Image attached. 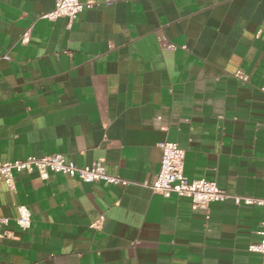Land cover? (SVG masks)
<instances>
[{"label":"crops","instance_id":"obj_1","mask_svg":"<svg viewBox=\"0 0 264 264\" xmlns=\"http://www.w3.org/2000/svg\"><path fill=\"white\" fill-rule=\"evenodd\" d=\"M81 1L69 21L0 0V161L100 159L128 184L15 173L0 264H264L263 208L150 188L175 142L189 179L264 196V0Z\"/></svg>","mask_w":264,"mask_h":264},{"label":"built area","instance_id":"obj_2","mask_svg":"<svg viewBox=\"0 0 264 264\" xmlns=\"http://www.w3.org/2000/svg\"><path fill=\"white\" fill-rule=\"evenodd\" d=\"M93 3H84L81 0H55L54 8L42 15L44 18L55 20L65 17L69 21L75 20L79 14ZM28 33L25 34L27 36ZM8 58L7 56H4ZM237 76L245 79L240 72ZM162 156L160 170L154 182L150 185L153 192L170 198H189L195 207L207 209L213 202L232 200L241 206H258L264 210V196L254 197L248 195H237L220 188L215 181L207 179H189L184 172L185 150L175 142H165L161 144ZM38 172L46 176L49 173H60L69 177L78 178L81 181L104 182L108 184L127 185L128 181L107 172L102 160H96L88 165H78L66 155L54 153L51 155L36 156L30 155L24 159L0 161V184L4 183L8 188L15 189L14 175L20 172ZM103 219V216L99 220ZM28 216L21 211L18 219L20 226L28 224ZM3 218L0 216V237H3ZM97 225V223H94ZM258 242L251 243L248 250L260 254L264 263V218L258 229Z\"/></svg>","mask_w":264,"mask_h":264}]
</instances>
